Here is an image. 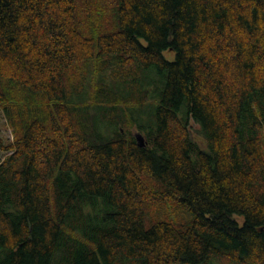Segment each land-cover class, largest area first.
Wrapping results in <instances>:
<instances>
[{
	"label": "trees",
	"instance_id": "1",
	"mask_svg": "<svg viewBox=\"0 0 264 264\" xmlns=\"http://www.w3.org/2000/svg\"><path fill=\"white\" fill-rule=\"evenodd\" d=\"M0 110V264H264V0H0Z\"/></svg>",
	"mask_w": 264,
	"mask_h": 264
},
{
	"label": "rangeland",
	"instance_id": "2",
	"mask_svg": "<svg viewBox=\"0 0 264 264\" xmlns=\"http://www.w3.org/2000/svg\"><path fill=\"white\" fill-rule=\"evenodd\" d=\"M165 55L167 58H173L174 57V53L171 51H166ZM159 77V76H158ZM155 94L154 97L156 99H158L159 95L157 94L156 91H154ZM154 100L149 101L144 103L142 106L140 107H135V108H131L129 111L132 114V116L134 117L135 121H134V125L137 128H141L142 130H149L150 127L154 126V118H155V110H156V101ZM190 130H191V134L193 136V138L197 141L201 140V135L199 133V126L191 121L190 122ZM109 132V131H108ZM0 136L2 137L3 141H8L12 139V134L10 129L7 127L6 121H5V117L3 115V112L0 110ZM5 152L2 151L0 149V158H2V156H4ZM169 211H165L162 212L160 214L154 212H148L147 213V219L146 222L147 224H149V220L150 218H155V217H159V216H163L164 214L167 216H169L170 218H174V211L169 208ZM179 215H183L185 216L186 213L182 210L179 211ZM187 217V216H186ZM225 260L218 258V259H213L207 263H199V264H224Z\"/></svg>",
	"mask_w": 264,
	"mask_h": 264
},
{
	"label": "water",
	"instance_id": "3",
	"mask_svg": "<svg viewBox=\"0 0 264 264\" xmlns=\"http://www.w3.org/2000/svg\"><path fill=\"white\" fill-rule=\"evenodd\" d=\"M136 139L138 141L139 146L144 145L143 137H142V135L140 133L136 134Z\"/></svg>",
	"mask_w": 264,
	"mask_h": 264
},
{
	"label": "bare ground",
	"instance_id": "4",
	"mask_svg": "<svg viewBox=\"0 0 264 264\" xmlns=\"http://www.w3.org/2000/svg\"><path fill=\"white\" fill-rule=\"evenodd\" d=\"M111 104V102H109ZM109 108V107H108ZM99 122V121H98ZM100 127V126H99ZM99 129V128H98Z\"/></svg>",
	"mask_w": 264,
	"mask_h": 264
}]
</instances>
